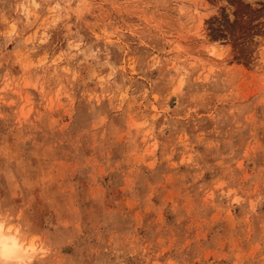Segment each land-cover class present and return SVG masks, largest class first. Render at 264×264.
I'll list each match as a JSON object with an SVG mask.
<instances>
[{
  "label": "rangeland",
  "instance_id": "1",
  "mask_svg": "<svg viewBox=\"0 0 264 264\" xmlns=\"http://www.w3.org/2000/svg\"><path fill=\"white\" fill-rule=\"evenodd\" d=\"M0 213L36 264H264V0H0Z\"/></svg>",
  "mask_w": 264,
  "mask_h": 264
},
{
  "label": "clouds",
  "instance_id": "2",
  "mask_svg": "<svg viewBox=\"0 0 264 264\" xmlns=\"http://www.w3.org/2000/svg\"><path fill=\"white\" fill-rule=\"evenodd\" d=\"M47 255L37 241L29 242L28 230L17 225L5 213H0V264H36Z\"/></svg>",
  "mask_w": 264,
  "mask_h": 264
},
{
  "label": "bare ground",
  "instance_id": "3",
  "mask_svg": "<svg viewBox=\"0 0 264 264\" xmlns=\"http://www.w3.org/2000/svg\"><path fill=\"white\" fill-rule=\"evenodd\" d=\"M30 3H31V2H30ZM32 3H33L34 5L36 4V2H34V1H33ZM24 10H25V9H24ZM26 12H27V11H26ZM201 19H202V18H201ZM201 22H202V20L200 21V24H201ZM202 25H203V23H202ZM203 30H204V29H203ZM203 30L201 29V30H200V33L203 34V33H204ZM195 32H197V34H198L199 36L201 35V34L199 33V29H198V30L196 29ZM195 34H196V33H195ZM197 34H196V35H197ZM201 36H202V35H201ZM202 37H203V36H202ZM199 39H201V37H200ZM208 52H209V54L211 55V56L209 57V61H210V59H212V58H211L212 56L220 57V54L216 53V52L214 51V49H209ZM212 60H213V59H212ZM212 60H211V61H212Z\"/></svg>",
  "mask_w": 264,
  "mask_h": 264
}]
</instances>
